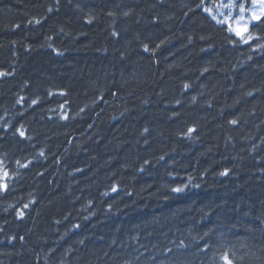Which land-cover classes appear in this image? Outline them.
I'll use <instances>...</instances> for the list:
<instances>
[{
	"label": "trees",
	"instance_id": "1",
	"mask_svg": "<svg viewBox=\"0 0 264 264\" xmlns=\"http://www.w3.org/2000/svg\"><path fill=\"white\" fill-rule=\"evenodd\" d=\"M209 1L0 0V264H264V15Z\"/></svg>",
	"mask_w": 264,
	"mask_h": 264
},
{
	"label": "rangeland",
	"instance_id": "2",
	"mask_svg": "<svg viewBox=\"0 0 264 264\" xmlns=\"http://www.w3.org/2000/svg\"><path fill=\"white\" fill-rule=\"evenodd\" d=\"M203 9L216 22L228 25L235 35L241 37L247 32L250 24L258 20L253 17L263 15L264 5H261L260 0H252L250 8L243 0H210Z\"/></svg>",
	"mask_w": 264,
	"mask_h": 264
},
{
	"label": "snow or ice",
	"instance_id": "3",
	"mask_svg": "<svg viewBox=\"0 0 264 264\" xmlns=\"http://www.w3.org/2000/svg\"><path fill=\"white\" fill-rule=\"evenodd\" d=\"M260 3H261V5H264V0H260ZM229 7H230V5H229ZM242 10H243V9H242ZM262 14H264V9H262ZM253 18H254V19H260L259 16H254ZM238 34H239V33H238ZM145 47H147V46H145ZM232 123H236V121H232ZM191 131H192V129H189V132H191ZM21 135H23V132H21ZM176 190H177V191H180V189H176ZM25 207H27V205H25ZM22 214H23V213H21V215H22ZM223 260H224L225 264H233L232 260L228 257L227 254L224 255Z\"/></svg>",
	"mask_w": 264,
	"mask_h": 264
}]
</instances>
